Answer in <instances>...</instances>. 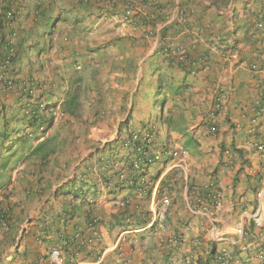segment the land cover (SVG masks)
Instances as JSON below:
<instances>
[{
  "label": "crops",
  "instance_id": "1",
  "mask_svg": "<svg viewBox=\"0 0 264 264\" xmlns=\"http://www.w3.org/2000/svg\"><path fill=\"white\" fill-rule=\"evenodd\" d=\"M153 3L151 24L134 26L114 17L122 9L115 2L106 14L119 22L120 40L93 41L85 10L71 17L67 8L65 14L53 9L48 34L30 44L36 30L21 18L15 40L22 48L38 47L37 60L29 59L36 69L26 76L39 84L32 83L30 100L20 88L10 102L1 98L6 114L17 110L23 118L17 127L25 141L0 179V209L11 223L0 264H52L54 246L62 250V264H215L211 253L221 246L231 251L229 264H264V0H228L222 7L211 0ZM65 15L72 20L61 29ZM179 49L187 56L182 65L174 60ZM73 74L82 78V102L91 116L70 152L69 136L59 144L49 135L52 126L64 124L53 121L34 140L29 136L37 127L26 125L22 111L38 100L61 101ZM220 92L224 98L215 109ZM147 130L155 136L143 152L124 143L129 131ZM47 137L58 146L55 154L42 164H14ZM138 157L149 160L142 173L133 166ZM51 163V172H44ZM120 170L124 180L117 179ZM209 181L220 206L203 212L196 201ZM163 195L171 201L165 221L147 226ZM238 228L246 234H236Z\"/></svg>",
  "mask_w": 264,
  "mask_h": 264
},
{
  "label": "built area",
  "instance_id": "2",
  "mask_svg": "<svg viewBox=\"0 0 264 264\" xmlns=\"http://www.w3.org/2000/svg\"><path fill=\"white\" fill-rule=\"evenodd\" d=\"M83 3H95L98 7L99 14L102 18H105V15L108 10H112L114 8V4L116 1L122 2V9L120 13L114 15L122 22H127L134 26H147L151 24V18L149 15V10L155 6L154 0H80ZM9 0H0V84L4 89H12L14 84V78L11 76V69L14 59L18 55V47L15 45V33L13 32L14 26V11L11 8V4H9ZM120 16V17H119ZM112 17V16H111ZM184 14L181 13L179 16L180 21H184ZM257 26H261V23L258 22ZM2 29L10 30L11 35L7 37H2L1 32ZM169 44H166L164 47V51L169 48ZM186 54L184 50L179 49L174 53V60L178 64H184L186 61ZM89 59L90 56H88ZM23 90L28 91V93L32 96V83L22 84ZM224 98V94L222 92L219 93L218 98L215 101V109H219L221 107L222 99ZM39 106L43 107L44 103L39 102ZM49 115L53 121H61L66 119L68 116L65 112H63L58 105L52 107L49 111ZM255 119V118H254ZM155 133L153 130H147L144 133L129 131L124 135V143L126 146L132 145L135 147L137 152H143V148L145 145H148L153 141ZM258 150H262L263 147L261 145L257 146ZM144 154V153H143ZM171 156L173 158L178 156L176 151L171 152ZM149 164L148 158L141 157L137 158L133 162V166L136 167V170L140 173L144 172ZM126 177V172L124 170H120L117 176L118 180H124ZM140 182H144V179H141ZM204 189L211 196L206 195L205 197H201L196 201V207L203 212H206L208 207L218 208L220 206V194L217 189H215V184L212 181H209ZM210 203L207 205V203ZM127 201H124L126 204ZM171 201L168 196L163 195L156 202L155 209L151 212L150 216L147 218V226H152L154 224L162 225L165 221L167 214L169 213ZM6 213V212H5ZM2 213L0 209V234L2 232H6L9 229L10 219H7V215ZM97 221L96 217L91 219V225ZM256 226L260 225L262 221L259 219L258 215H255ZM236 234L244 236L246 234L243 228H238L235 231ZM261 241L259 243V247L264 248V235L260 236ZM234 243V239L230 240ZM230 249L227 246H221L217 249H214L211 253V259L215 264H229L230 260ZM256 259H262L263 250L258 249L255 252ZM48 259L52 264H62V250L59 247H52L48 252Z\"/></svg>",
  "mask_w": 264,
  "mask_h": 264
},
{
  "label": "rangeland",
  "instance_id": "3",
  "mask_svg": "<svg viewBox=\"0 0 264 264\" xmlns=\"http://www.w3.org/2000/svg\"><path fill=\"white\" fill-rule=\"evenodd\" d=\"M209 1V0H208ZM214 1L217 6H225L224 3L225 0H211ZM9 3H11V6L13 7V10L15 12L14 16V26H13V32L15 33V38L18 36V31L21 30V18H23L25 21L28 19V22H24L25 25L28 23L31 25V27L34 26V29L36 30V34L33 36L31 43H37L39 40L43 39V35L48 34V25H46V21L49 23H53V15L49 16L51 11L55 9L57 12H64L67 10H73L71 12V17H74V12H77L76 9L85 10V17L87 21H85V28L88 33H91L89 36L92 38L93 41H99V40H120L123 39L125 36H119L118 33H116V27L118 26L119 22H115L113 18L109 15H105V18H102L99 14L98 7L95 5V3H83L80 0H9ZM39 13L35 15V19L31 17L32 12L36 11ZM27 11V12H26ZM19 12V13H18ZM30 12V13H29ZM99 16L97 15V13ZM43 13V14H42ZM46 13V16H45ZM30 14V15H29ZM62 14L63 13H58ZM58 15V16H60ZM25 16V17H24ZM55 16V15H54ZM76 16V15H75ZM64 16L60 21V26H62L61 29H63L70 20L71 17ZM33 20V23H32ZM72 20V19H71ZM17 22V24L15 23ZM84 28V29H85ZM30 32H33V29H30ZM11 35L10 30H3L1 32L2 37H7ZM40 42V41H39ZM15 45L18 47V55L14 59L11 69V76L14 78V84L15 86L12 89H4L0 84V98H3V96H6L7 100L10 102L11 97L10 94L22 84L34 82V84L38 87L39 82L33 78H30L29 76H26L27 72H32V70H35L36 68L32 69V66L30 64V58H34L37 60V54H38V47L32 48L27 43L24 44L25 50L23 52L21 51V44L18 43L16 40H14ZM23 45V44H22ZM29 46V47H28ZM22 48V50L24 49ZM44 49L40 51L42 52V57L45 55ZM19 66V68H18ZM20 68L23 70L21 71ZM22 74V75H21ZM19 75V76H17ZM98 113H100L98 111ZM101 115V114H100ZM91 113L86 109V107L83 106L82 111V117L78 118V120H75V122H68L66 119L58 121L57 124H64L63 127H57L52 126L49 130V135H53L56 140L61 144L64 141V138L69 136L70 137V144L68 143V148L70 149V152L74 150L75 143L77 142V139L80 137V135L83 134L84 130L88 129L87 124H89L88 119L90 118ZM113 128H111L112 130ZM53 166V163L49 164L48 170H43L44 172L50 173L51 168ZM11 218V217H10ZM11 225V223H10ZM10 229V226H9ZM18 229V227H17ZM16 229V230H17ZM2 235L5 234L4 232L1 233ZM0 234V247L4 246L5 242L4 235L2 236Z\"/></svg>",
  "mask_w": 264,
  "mask_h": 264
},
{
  "label": "trees",
  "instance_id": "4",
  "mask_svg": "<svg viewBox=\"0 0 264 264\" xmlns=\"http://www.w3.org/2000/svg\"><path fill=\"white\" fill-rule=\"evenodd\" d=\"M227 4L228 0H225ZM215 4L214 1H212ZM11 4V3H9ZM8 4V5H9ZM13 9V7L11 6ZM14 11V10H13ZM15 16V12H14ZM82 78L79 75L73 74L70 77L68 88L64 93L61 101L55 103L53 105L46 104L43 107L39 106V100L34 102L32 106L26 105L23 108V117L27 119L26 125L29 127L35 126L36 135H30L29 138H33L34 140L39 139L41 136H44L47 130L52 126L53 120L49 115V111L55 105H58L60 109L67 114L69 117L81 118L83 111V102H82V86H81ZM32 83V82H31ZM21 89V93L28 100L32 99V96L28 93V91L23 90V86L19 87ZM22 96V97H23ZM5 104L1 101L0 98V179L5 176L11 170H8V164L14 154L18 151L19 147L24 145L25 139L22 136H19V128L17 127V123L19 120L23 118H19L18 112L16 113L6 114L5 113ZM129 118V114L126 116L124 121L119 124L118 134L124 128ZM43 124V126H42ZM42 128V129H41ZM190 143V142H189ZM110 143H105L104 147L109 145ZM57 144L54 142L52 137L44 138L43 140L37 142L31 150L24 155L17 156L15 159V163L19 161H25L26 159H38L40 164H42L45 159L57 151ZM135 148V147H134ZM136 151V150H135ZM5 153H7L5 155ZM207 189L202 190L199 195L205 197L206 195L211 196ZM8 211V210H6ZM9 212V211H8ZM7 215V213H4ZM3 214V215H4ZM8 216V215H7ZM9 216L7 217V219Z\"/></svg>",
  "mask_w": 264,
  "mask_h": 264
}]
</instances>
